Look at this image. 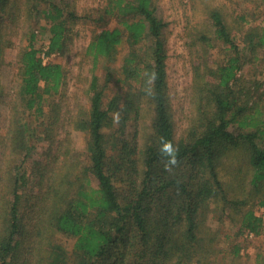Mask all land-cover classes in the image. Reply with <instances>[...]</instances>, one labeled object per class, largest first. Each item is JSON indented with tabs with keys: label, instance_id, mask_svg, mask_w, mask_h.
I'll list each match as a JSON object with an SVG mask.
<instances>
[{
	"label": "trees",
	"instance_id": "obj_1",
	"mask_svg": "<svg viewBox=\"0 0 264 264\" xmlns=\"http://www.w3.org/2000/svg\"><path fill=\"white\" fill-rule=\"evenodd\" d=\"M103 2L0 0V264H264V0H191L179 117L156 0ZM89 23L70 107L39 53Z\"/></svg>",
	"mask_w": 264,
	"mask_h": 264
},
{
	"label": "rangeland",
	"instance_id": "obj_2",
	"mask_svg": "<svg viewBox=\"0 0 264 264\" xmlns=\"http://www.w3.org/2000/svg\"><path fill=\"white\" fill-rule=\"evenodd\" d=\"M78 8L83 9H94L99 5H102L103 0H75ZM221 0H217L220 2ZM261 2L262 0H257ZM157 3V12L158 14L165 19L168 23L165 27V35L167 37V81H168V90L171 95V103L173 108L176 110V116L179 117L187 106L186 102V90L187 85L190 81V73L188 66V51L185 47L183 33L185 26V18L187 13L191 11V0H156ZM249 2V6H251ZM264 5V4H263ZM232 6V5H231ZM234 7V6H232ZM230 7L231 9H233ZM264 22V15H262ZM113 21H110V24H113ZM91 27L93 25L89 24H77L74 27L73 32V42L69 45L67 50L64 53H51L46 55L43 51L40 50V56L44 61H54L61 62L65 67L67 73V86H66V95L67 100H65V105H70V107L75 106L78 101L85 102V97L80 86L76 81V73L80 70L78 61L80 59L79 52L86 46L91 36ZM48 33H42L39 40L36 42L37 47H42L41 43L45 42L47 39ZM15 50H11L10 54L12 55ZM89 65L86 64L83 67V71H87ZM246 70L250 71V74L255 73L253 69L247 67ZM7 72V76H8ZM9 78V77H8ZM10 79V78H9ZM49 100V98H48ZM26 121L29 124H33V116L26 117ZM71 136L74 141V146L78 149H85V134L81 131L72 130ZM257 214L263 216L264 220V209L260 208L257 210ZM209 223L216 227L218 226V221L216 219H211ZM230 222H225V227H228ZM233 229L232 227H228ZM246 236V235H245ZM60 237V238H59ZM250 238L249 244L246 246V251L250 254V258L255 256L256 251L262 252L264 255V232L259 236L248 235ZM60 240L65 244L66 247H69V242L62 236H58ZM64 239V240H63ZM70 241V240H69ZM230 256H226L225 260L229 259Z\"/></svg>",
	"mask_w": 264,
	"mask_h": 264
},
{
	"label": "clouds",
	"instance_id": "obj_3",
	"mask_svg": "<svg viewBox=\"0 0 264 264\" xmlns=\"http://www.w3.org/2000/svg\"><path fill=\"white\" fill-rule=\"evenodd\" d=\"M163 152L169 156V160L167 164L165 165V167L170 170V166L177 164L175 149L172 147L171 144L166 142L163 147Z\"/></svg>",
	"mask_w": 264,
	"mask_h": 264
}]
</instances>
